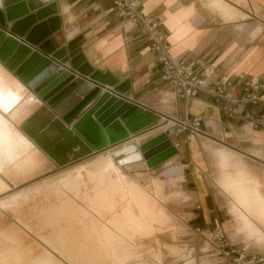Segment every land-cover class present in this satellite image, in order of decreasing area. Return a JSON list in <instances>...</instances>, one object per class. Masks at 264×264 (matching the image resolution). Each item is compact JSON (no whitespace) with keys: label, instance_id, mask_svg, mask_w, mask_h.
<instances>
[{"label":"crops","instance_id":"1","mask_svg":"<svg viewBox=\"0 0 264 264\" xmlns=\"http://www.w3.org/2000/svg\"><path fill=\"white\" fill-rule=\"evenodd\" d=\"M48 7L52 12L45 15L43 20L49 24L51 19H56L58 23L55 29L49 24L52 45L56 49L75 45L73 48L78 49L76 56H81L94 73H102L108 82L106 85L82 77L83 82L100 87V91L81 107L72 124L90 110L105 91L160 117L159 124L135 136H130L117 119L105 132L112 144L110 147L128 142L112 152L131 143L141 146L163 133L167 134L170 128L161 130V124L165 121L172 124L170 119L185 117L191 120L199 116L200 134L191 135L186 142H183L185 133L177 135L171 131L167 134L172 146L178 144V147H173L174 154L167 158L174 156L172 163L176 167L167 173L180 177L181 190L189 197L182 219L194 231L201 230V234H205L204 231L217 220L229 243L243 252V258L237 263L231 259L223 260L204 240L218 257L219 264H264L263 203L259 204L258 200L253 203L245 187H236L234 194L245 211L254 216H263L256 223L239 212L242 227L236 217L235 220L230 215L226 217L221 202L210 192L206 182L212 160L215 162L209 155L210 149L222 151L215 154L221 163L227 161L226 153L242 159L255 180H264V0H144L142 4L143 13L162 24L170 55L193 65L198 78L206 77L210 86L225 80L232 86L231 96L237 101L244 97L246 82H259L262 85L260 103L249 105L239 102L233 106L231 115L225 114L223 104L204 93L194 99L178 100L175 90L160 78L161 66L151 52L150 42L139 29L118 18L112 0H51L39 12ZM70 61L61 65L51 60L52 64L70 74L51 91L54 96L81 77L72 70ZM3 78L0 72V113L5 121L9 120L7 122L12 128L0 129V170L2 174L33 171L41 161L34 153L29 156L18 142H14L18 136L29 141L14 119L23 123L39 105L33 110L26 104L29 111L26 112L24 104L17 105L21 99L20 91L11 87L9 82L4 84ZM121 86L127 88L123 95L113 92ZM21 87L32 93L22 82ZM45 112L53 117L50 112ZM137 139H144V142L139 145ZM34 151L38 154L37 149ZM1 173L3 180L5 178ZM256 206H260L261 210ZM246 228L253 232V237L242 231ZM171 250L178 253L174 248ZM31 264L56 263L52 255L44 251Z\"/></svg>","mask_w":264,"mask_h":264},{"label":"rangeland","instance_id":"2","mask_svg":"<svg viewBox=\"0 0 264 264\" xmlns=\"http://www.w3.org/2000/svg\"><path fill=\"white\" fill-rule=\"evenodd\" d=\"M159 122L160 119L133 136ZM170 126L165 121L161 130ZM136 141L141 145L144 139ZM123 143L63 168L42 154L43 161L33 171L2 174L8 189L0 194V264H31L44 251L52 255L56 264H219L218 257L204 242L205 234L194 231L182 219L189 197L181 190L180 177L167 173L176 167L172 163L174 156L152 168L143 162L117 167L107 155ZM217 152L222 151L209 150L215 160L206 177L210 192L221 202L227 218L236 217L243 227L238 218L242 212L251 222L259 223L263 216L248 214L234 190L237 186L245 187L251 201L258 200L263 207L264 180H255L243 160L228 153L227 161L219 162ZM105 159L110 164L104 176L110 173L113 179L123 177L155 205L156 212L144 213L140 203L128 205L130 198L117 194L114 206H109L99 197L101 191L108 198L113 192L106 183L101 184L96 173L92 176L82 171L76 181L61 182L62 177L80 167L90 168ZM242 231L254 236L249 228ZM108 233L117 239L113 240ZM173 248L178 253L170 251Z\"/></svg>","mask_w":264,"mask_h":264},{"label":"water","instance_id":"3","mask_svg":"<svg viewBox=\"0 0 264 264\" xmlns=\"http://www.w3.org/2000/svg\"><path fill=\"white\" fill-rule=\"evenodd\" d=\"M42 6L31 9L27 0H1L0 63L42 101L41 106L19 126V130L49 160L58 168H63L109 148L112 144L109 143L105 132L117 119L129 131L130 136L159 121L160 117L158 115L146 112L140 107L132 106L131 103L121 100L122 103L102 119L96 117L94 123L98 126L104 141L103 144L98 145L91 137V130L80 127L82 120L98 106V103L74 124H72V121L83 105L70 118L66 116L81 104L85 96L94 93L92 96L94 97L100 91V87L96 86L95 88L90 85L84 96L66 111L60 112L53 106L51 101L55 96L51 91L59 81L62 82L70 74L57 67L56 70L45 76V69L49 67L51 60L61 65L71 60L72 70L81 76L78 79L79 81H83L82 77H84L90 81L96 80L105 83L94 78L96 73L88 64L83 62L81 56H76L77 52L71 55L72 48L75 45L59 49L52 45L49 39L52 34L50 26L47 21L43 20L44 16L41 18L38 16ZM11 23L13 24L9 26ZM47 45H51L50 50H46ZM64 58H66V62L63 61ZM24 59H26L25 62H23ZM126 89V86H121L115 88L113 92L123 95ZM106 92L112 94L110 91ZM44 111L50 112L53 116V120L48 127L58 129L60 133L58 138L68 139V144L66 142H64L66 144H61L58 140L45 138L41 134L42 131L45 133V130L40 128V115ZM76 148H78V152H75L76 154L72 156V151Z\"/></svg>","mask_w":264,"mask_h":264},{"label":"bare ground","instance_id":"4","mask_svg":"<svg viewBox=\"0 0 264 264\" xmlns=\"http://www.w3.org/2000/svg\"><path fill=\"white\" fill-rule=\"evenodd\" d=\"M27 1H28L29 7L31 9H33V8L42 6L44 4H47L51 0H27ZM0 5H1V0H0ZM51 12H52L51 8L48 7L46 10L40 11L38 16H39V18H41V17H43V16H45ZM49 24H50L51 28H53V29L57 28V26H58L56 19H51L49 21ZM45 48H46V50H50L51 45H47ZM77 51H78V49L72 48L71 55L76 54ZM63 61L66 62V58H64ZM56 68H57V65L50 63L49 67L45 70L44 75L46 76V75L50 74L52 71L56 70ZM0 72L4 76V78L2 79V82L4 84H6V82H9L11 84V87L15 88L16 91H17V89L20 91L21 99H19L20 102H18L17 105L20 104L22 106V104H24L23 108L25 109L26 112H29L26 104L33 110L36 109L38 105L41 106V102L37 98V96L31 92H26L27 89L24 90L21 87V82L19 80H17L18 78H16L1 63H0ZM94 78H96V79L104 82L106 85H108V82L102 73L97 72L96 75H94ZM60 83L61 82L59 81L58 84L55 85V87L58 86ZM89 88H90V84L83 82V81H79L77 79L74 82L70 83L59 94H57L55 96V98L51 101V104L53 106H55L60 112L66 111L69 108H71L75 102L80 100ZM24 94H25V97H24ZM93 94H89L85 98H83L81 104L76 109L71 110V112L66 117L70 118L78 110V108H80L82 105H84L93 96ZM13 98H14V96H13ZM97 103H98V106L91 113H89L88 116H86L82 120L80 127H82V128L85 127V128L90 129L92 132V135H91L92 139L96 142V144L101 145L104 143L103 136L101 135V133L98 129V126L94 123V121H95L97 116L99 119H102L105 115L109 114L111 111L116 109L122 103V101L116 95L109 94L108 92L105 91ZM2 117L3 116H1V113H0V129L2 127L12 128V126L7 122L9 120L5 121ZM10 120H11V118H10ZM52 120H53V117L49 116L45 111L40 115V124H41L40 126L46 132V133H41V134L45 138L47 137V138H50L51 140L56 139V140L61 141V142L64 141L68 144L69 143L68 139H66V138H64V139L60 138L59 139L58 138L60 136L58 129L48 127L50 122H52ZM14 121H16L19 126L22 124L21 123L22 120L14 119ZM19 121H21V122H19ZM113 123H115V121ZM113 123L111 125H113ZM16 127H18V126H16ZM14 135L16 136L17 134H14ZM105 135H106V133H105ZM73 138H72V140H73ZM14 142L15 143L18 142V145L22 146V148H24L25 151L28 152L27 154H29V156H30V154L34 153V155L38 156V159L41 162L43 161V159H44L43 155H42L43 153L34 145V143L30 139H29V141L28 140L25 141L22 138H19V136H18V140L14 141ZM66 143H62V144H66ZM34 148L37 149L38 154H35ZM75 152H78V148H76L72 151V156H74V154H76ZM174 152H175V150L172 147L171 142H170L167 134L163 133V134L149 140L148 142L142 144L141 146H137L134 143H131L127 146H124V147H122V148H120L114 152H111L109 157L111 158L112 162H114V161L116 162V164L115 163L114 164L117 167H122L125 165H131V164H135L138 162H143L145 166L152 168L153 166L157 165L158 163L166 160L169 156L173 155ZM109 164H110V162L105 159V160L98 161V162L94 163L90 168L80 167L76 171L68 174L67 176L62 177L61 182H63L64 180L65 181L67 180L70 183H71V181L72 182L76 181L77 179H79L80 175L82 174L81 173L82 171L89 172L90 175H92V176L95 175V173H96V175L101 179V184L106 183L107 187L113 192L111 197L108 198V194H106L104 191H101V196L99 197L100 200H102L103 202H106V204H108L109 206L110 205L114 206V204H115V196L114 195L117 194V195H121V196L123 195L122 197L126 196V197L130 198V200H128V205H130V203L131 204L132 203H135V204L140 203L141 209L144 213L145 212H151V213L156 212V208L154 207L155 205L150 203L147 200V197L142 195L140 193V191L137 189V187L128 185L123 177L120 179L115 177V179H113V177L110 178L111 177L110 173H109V175L107 174L108 177L104 176L106 172L108 173L106 168L108 167ZM110 167L113 170L114 167L111 165H110ZM99 171H102V173ZM0 173H1V170H0ZM103 176H104V178L106 177L107 179L104 180ZM108 178H110V179H108ZM96 187H98V184L96 185ZM7 189H8V185L0 177V194L5 193L7 191ZM147 202H148L149 206H147ZM129 209H131V208H129ZM132 209H133V207H132ZM146 224H147V222H146ZM131 226L132 225H130V227ZM102 229H104V228H102ZM137 229H139V228H135V230H137ZM105 231H106V229H105ZM107 231L110 232L109 230H107ZM110 237L113 238V240L117 239L116 237H114L112 235H110Z\"/></svg>","mask_w":264,"mask_h":264},{"label":"built area","instance_id":"5","mask_svg":"<svg viewBox=\"0 0 264 264\" xmlns=\"http://www.w3.org/2000/svg\"><path fill=\"white\" fill-rule=\"evenodd\" d=\"M143 1L112 0V4L116 15L122 22L139 29L146 36L150 42L151 52L161 66L160 78L162 82L175 90L178 100L194 99L199 94L204 93L216 102L223 104L222 109L227 115L232 114L233 106L239 102L249 105H256L261 102L259 93L262 85L259 82H246L244 84V97L242 100L237 101L231 96L232 86L225 80L222 79L210 86L206 77L198 78L193 65L187 64L185 60L179 57L171 56L167 35L162 30V24L155 18L143 13ZM170 121L172 126H170L169 132L173 131L177 135L186 134L183 142H186L191 135L200 134L201 118L199 116H195L191 120L182 117L180 119H170ZM173 147H178V144H174ZM200 231L196 229V232ZM204 233L205 240L215 249V253L220 258L223 260L231 259L233 263L241 261L243 252L229 243L217 220Z\"/></svg>","mask_w":264,"mask_h":264}]
</instances>
